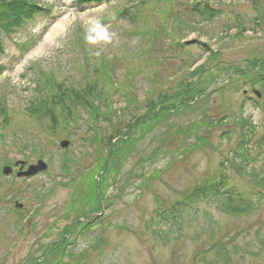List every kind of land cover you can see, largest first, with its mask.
<instances>
[{"label": "rangeland", "instance_id": "rangeland-1", "mask_svg": "<svg viewBox=\"0 0 264 264\" xmlns=\"http://www.w3.org/2000/svg\"><path fill=\"white\" fill-rule=\"evenodd\" d=\"M201 2L220 14L211 20L197 17L189 9H199L195 4ZM38 3L59 18H36L2 36L0 264H38L40 248L61 238L71 241L61 264H264L257 239L264 230V199L246 217L223 215L212 202L191 203L184 218L175 221L180 228L159 223L156 214L182 201L216 173L220 162L230 167L228 174L239 190L252 186L231 165L242 140L238 120L256 127L255 139L264 132V87L255 89L253 79L264 73V0H110L81 7L76 0ZM2 6L0 0L1 13ZM123 10L136 19L119 17ZM259 16L260 27L255 24ZM26 42L30 48L23 52ZM227 79L237 87L215 91ZM46 81L54 87L65 84L75 93L94 86L104 97L113 94L109 107L117 102L110 110L122 122L108 112L112 124L102 116L93 126L81 109L73 110L74 120H68L66 106L73 103L67 101L30 110L37 98L44 99L38 88ZM196 87L212 92L210 98L203 101V95L190 98L183 92ZM124 92L134 105L123 102ZM174 96L184 104L187 97L186 104L161 117L160 108H167ZM149 102L155 103L157 120L151 121ZM94 105L100 107L98 101ZM132 116L138 121L125 131ZM208 119L213 125L205 124ZM129 137L130 149L122 150L124 163L119 164L118 151ZM65 140L69 145L61 149ZM252 143L247 140L248 156L263 171L264 158L258 155L264 154V146ZM38 160L48 169L34 178L2 174L4 166L14 169L17 161ZM113 165L116 174L110 172ZM92 220L95 224L81 232ZM94 242H100L97 250Z\"/></svg>", "mask_w": 264, "mask_h": 264}, {"label": "trees", "instance_id": "trees-1", "mask_svg": "<svg viewBox=\"0 0 264 264\" xmlns=\"http://www.w3.org/2000/svg\"><path fill=\"white\" fill-rule=\"evenodd\" d=\"M157 1V0H155ZM160 1V0H158ZM3 6H2V17L4 18L3 22L5 24L4 27V31L5 32H9L10 31V27L16 26L19 22H20V17L22 14H24L27 11H30L31 8H33V5H31V0H2ZM30 5V6H28ZM196 7H198L197 4H195ZM193 11H198L197 8H193ZM208 9L206 8L202 13H204V15H209V11H207ZM263 17H264V11H263ZM209 18H211L209 16ZM255 24L260 27L262 25V20L259 16L258 20H255ZM101 71H105L104 66H100ZM103 75V73H96V75ZM255 81L257 82V85H261L262 87H264V73H258L257 77H255ZM95 84L98 87V82L97 80H95ZM55 85V84H54ZM54 85L52 84L51 81H46L44 83V87L42 86V88L39 86L38 90H39V94H41V97H44V99L41 98H37V104L32 103L30 104V110L32 111H39L42 109V107L47 108V106L49 104H52L53 101H58V102H63L65 103V101L73 103L72 106H69L67 104L66 106V111H69V113L71 114L70 116L72 117L71 120H74L73 117V110L75 109H81L82 111H84L87 114V117H90L93 121V123L95 124V122H97L99 120V118L101 116H103V114L100 112V109L94 105V103L97 101L100 104V107L104 106L105 108L109 107V97H103L102 92L97 91V88H94V86L92 87H87V89L85 91H81L80 93H75V90L72 89V91H68V88H65V84H61L58 86V84L54 87ZM46 88L45 92H47V95H45V93H43L44 89ZM68 89V90H66ZM120 91V90H119ZM68 92V94H67ZM184 93H188V95H191L190 98H193L194 95H201L202 92L195 88L194 90L191 89H185L183 91ZM193 94V95H192ZM183 95V94H182ZM181 96V94H180ZM180 96H174L173 98H171V104H169V102H166V107L162 106L160 108V111H166L168 113V115L170 114L169 112V108L173 109L175 108V106H177L178 103H180L179 101H181L182 103V99ZM185 96V95H184ZM124 101L126 103V105H134L135 100H133L134 98L132 96L129 95V92H124L123 95L121 96ZM152 102V101H151ZM149 102L148 104V110H149V114H151L152 119L153 120H157L158 119V114L154 113V108H155V103H151ZM112 104V103H111ZM42 105V106H39ZM126 107V106H125ZM169 107V108H168ZM111 108V107H110ZM109 108V109H110ZM73 109V110H72ZM125 109V108H124ZM105 113V119L106 117H109V113L112 111H109L108 109H106ZM115 112V111H114ZM124 113V112H122ZM113 114V113H112ZM126 114L130 115L131 113H129V111H126ZM116 115L113 114V116ZM132 115V114H131ZM117 118L120 119V122H122L121 120V116H116ZM132 116L131 120H129L128 124L125 125L124 130H128V128L131 129V123L134 121H138V118ZM111 118V116H110ZM107 120V119H106ZM111 119L107 120L109 122V124H112L110 122ZM144 126V124H143ZM149 125H146V127H148ZM145 131V130H144ZM120 133V132H119ZM255 135V134H254ZM254 135H244L245 141L247 143V140L249 142H252L255 138ZM255 142V141H253ZM246 143H243L242 140V148L243 150H245L246 152L248 151V145ZM256 143L258 145H263L264 146V134L260 137L257 138ZM237 154V153H236ZM246 162L243 163L242 165H233V168L239 172L240 174H242V176H246L250 181L253 180V188L256 191H252L250 192V190L246 191L248 188L246 189H241V191L236 188L233 185L232 180H230L227 177V167L224 165V163L220 164V169L216 172V174L212 177V179L210 178L209 180H206L205 182L194 186L190 192L188 193V195L186 196L187 199H189L190 202H192L193 204H195L196 202H200V201H205V202H212L214 203V205L217 207L218 210L221 211V213L227 215V216H234V217H238V216H247V215H251L252 213L255 212L256 208H257V204H259L260 202H263V194H264V168L263 171H260V169L258 170L256 166H254V162L252 160H250V157L248 156V153H246ZM261 155V154H260ZM263 156V155H262ZM260 157V156H259ZM264 157V156H263ZM262 158V157H261ZM123 162V159H122ZM238 167V168H237ZM259 192L263 193L260 194ZM178 205V204H177ZM180 208L177 211V215L179 220L184 218V211L186 209H184V207L182 206L181 202H179L178 205ZM157 214V219L159 220V223H164L167 225L168 222V210L167 208H165V210L163 212H156ZM153 225H155V222H152ZM174 225H170L169 227H173ZM170 230H172V232H175L173 230V228ZM258 245L260 250L264 253V231L259 230L258 231Z\"/></svg>", "mask_w": 264, "mask_h": 264}, {"label": "water", "instance_id": "water-1", "mask_svg": "<svg viewBox=\"0 0 264 264\" xmlns=\"http://www.w3.org/2000/svg\"><path fill=\"white\" fill-rule=\"evenodd\" d=\"M44 168H45V166L40 163L37 168L36 167H31L29 169V171L27 172V174H33L35 172V170H37V169H44Z\"/></svg>", "mask_w": 264, "mask_h": 264}]
</instances>
